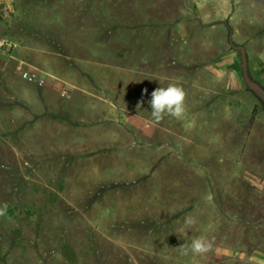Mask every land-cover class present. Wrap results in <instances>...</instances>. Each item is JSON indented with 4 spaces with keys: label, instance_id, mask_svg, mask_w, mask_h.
I'll return each instance as SVG.
<instances>
[{
    "label": "rangeland",
    "instance_id": "374dc122",
    "mask_svg": "<svg viewBox=\"0 0 264 264\" xmlns=\"http://www.w3.org/2000/svg\"><path fill=\"white\" fill-rule=\"evenodd\" d=\"M237 45L264 87V0H0V264H264V104ZM139 70L190 106L147 141ZM203 124L233 161L203 159ZM165 142L187 170L153 156ZM197 237L221 251L185 255Z\"/></svg>",
    "mask_w": 264,
    "mask_h": 264
},
{
    "label": "crops",
    "instance_id": "0c3cea01",
    "mask_svg": "<svg viewBox=\"0 0 264 264\" xmlns=\"http://www.w3.org/2000/svg\"><path fill=\"white\" fill-rule=\"evenodd\" d=\"M36 69H37L38 73L40 74V76L41 75L43 76V73H46L43 68L42 69L36 68ZM137 72H139V76L141 77V78L139 77L140 78V81H139V84H140V108L141 109L142 108H150V110H151V106H150L149 101L151 99V93L154 91V86L152 84H149L147 86V84H146L145 87H147V92L143 91L142 90V84H143V75L142 74H143V71L139 70ZM144 73H146V72L144 71ZM47 74L50 76H57L56 72H54L52 74H50V73H47ZM143 89L145 90V88H143ZM64 92L69 93L68 95H69V97H71L72 91L65 90ZM188 101H189L188 97H186V101H185L186 107H190L188 104L189 103ZM197 103H198L197 104L198 108H204L203 106H205V103H206L205 93H203L202 97L197 100ZM203 113H204V111H203ZM142 117H143V113H140L139 119H138V117L135 118L134 137L136 138V140H140V141L152 140V137H151L153 135L152 127H154V125L151 124V120H150V123H149L150 124V133L148 134V132L146 130L147 124L142 122ZM217 124H219V123H217ZM139 126H140V128H139ZM165 126H166L165 127L166 130L164 132L161 130V134L162 133L165 134L166 139L173 141L174 140L173 136L168 133V130L172 131V129H169V128H173V126L169 127V125H167V124ZM198 131L201 134V137L199 138V141H198L201 143V145H198V148H199V150L201 149V152H202L201 156H203L204 160L206 158L205 151H206V149H208L209 151L210 150L213 151V155L215 156V159L218 163V159L221 160V155L223 154V150H225L227 148H229V150H230L229 156L231 158V161H233L235 159L236 154H237V149H236L237 143L234 140L233 134L231 132L222 134L220 132V130H219V132L214 131L213 137L211 139H209V142L207 143L206 142L207 137H205L206 125L203 124V126H201V128H199ZM139 146L142 148L143 146H146V145L143 143H140ZM151 150H152V154H154L153 156H155L156 159L162 165L166 166L167 168L186 169L187 170V168L185 166L187 164L183 161L182 156L180 157L177 155V152L175 151V149L173 147V143L165 142V143L160 144L158 147H156L155 150L153 148H151ZM248 172H250V171H248ZM243 179H245L246 181H251L250 179H252V178L249 179L248 176H245V177H243ZM249 188H251V187H249Z\"/></svg>",
    "mask_w": 264,
    "mask_h": 264
},
{
    "label": "clouds",
    "instance_id": "9594fccd",
    "mask_svg": "<svg viewBox=\"0 0 264 264\" xmlns=\"http://www.w3.org/2000/svg\"><path fill=\"white\" fill-rule=\"evenodd\" d=\"M147 92V89L144 90ZM186 92L183 87L170 83L167 87H158L151 93L149 101L151 106V124L160 123L165 115L173 118H181L184 115L186 108ZM139 106V105H138ZM7 211V205L0 207V216H4ZM197 223L193 216L184 218L186 228H191ZM180 248L185 255L205 256L210 252L219 253L221 249L216 244L215 237H197L191 240L190 243H185Z\"/></svg>",
    "mask_w": 264,
    "mask_h": 264
},
{
    "label": "water",
    "instance_id": "95a60500",
    "mask_svg": "<svg viewBox=\"0 0 264 264\" xmlns=\"http://www.w3.org/2000/svg\"><path fill=\"white\" fill-rule=\"evenodd\" d=\"M235 48L239 50L241 55V60H242L241 68L245 83L247 84L249 89H251L262 100L264 104V87L258 81L253 79L249 73L248 58L245 47L241 45H237L235 46Z\"/></svg>",
    "mask_w": 264,
    "mask_h": 264
}]
</instances>
